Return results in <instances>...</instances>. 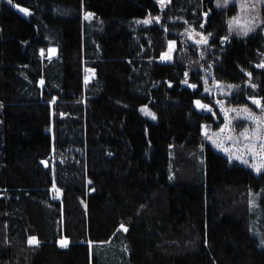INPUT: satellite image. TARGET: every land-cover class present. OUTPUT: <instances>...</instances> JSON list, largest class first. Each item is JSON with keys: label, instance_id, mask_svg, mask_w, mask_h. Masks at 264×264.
<instances>
[{"label": "trees", "instance_id": "obj_1", "mask_svg": "<svg viewBox=\"0 0 264 264\" xmlns=\"http://www.w3.org/2000/svg\"><path fill=\"white\" fill-rule=\"evenodd\" d=\"M235 12L215 0H0V264H264V169L202 133L222 117L200 67L234 87L219 100L264 110V4L245 36L228 34Z\"/></svg>", "mask_w": 264, "mask_h": 264}, {"label": "rangeland", "instance_id": "obj_2", "mask_svg": "<svg viewBox=\"0 0 264 264\" xmlns=\"http://www.w3.org/2000/svg\"><path fill=\"white\" fill-rule=\"evenodd\" d=\"M215 4L218 7L232 6L236 8L235 14L227 20L228 34L245 36L258 27L260 23V8L263 6L264 0H215ZM22 9L24 8L16 7V10L22 16L28 17L29 11H22ZM89 16L90 15H84V18L87 19ZM186 28L188 40L193 41L197 49H201V46H204V51H206L207 37L203 34H199L197 31L191 30L189 26ZM173 50V46L168 47L167 52L160 58V61H169ZM184 55H186V53ZM199 70L204 72L202 77L204 94L211 98L219 115L222 117V121H217L218 115L216 112L214 113V118L212 116L213 123L218 125L215 129L212 127L213 124H204L202 126L204 140L210 144L214 150L226 156L229 160H234L244 166H248L255 172L262 171L264 167H260L258 171L253 165L259 166L264 164V110L256 103H252V107L246 108L229 105L219 100L218 97L228 96L232 90H235L234 87L217 82L214 80L213 74L210 72L207 73L203 67H200ZM199 108L208 112L215 111L208 104H199ZM139 111L147 119L155 121L154 114L148 108L141 107ZM219 122L221 123L219 124ZM244 161H247V163H244ZM249 197L250 211L253 212V216L256 219L255 223H253V227L256 229V224L262 219V215L259 213V194L251 193ZM256 239L258 240V246L264 249V239L261 240L257 236ZM102 246L103 245L93 247L92 250L101 248ZM108 246L107 248L109 249L107 252L110 255L114 254V246ZM116 261L117 260H113L111 262L115 263ZM119 261L123 262L122 260Z\"/></svg>", "mask_w": 264, "mask_h": 264}, {"label": "snow or ice", "instance_id": "obj_3", "mask_svg": "<svg viewBox=\"0 0 264 264\" xmlns=\"http://www.w3.org/2000/svg\"><path fill=\"white\" fill-rule=\"evenodd\" d=\"M9 2H11V0H9ZM22 11H27V10H26V9H22ZM145 22L147 23V21H145ZM253 102L256 103V104H259V101H257V100H254ZM196 103H197V105L199 106V101H197ZM202 107H207V106H202ZM153 118H154V117H153ZM244 163H247V161H244ZM253 167H254V168H257V170L259 171L260 167H264V164H261V165H259V166H257V165H253Z\"/></svg>", "mask_w": 264, "mask_h": 264}, {"label": "built area", "instance_id": "obj_4", "mask_svg": "<svg viewBox=\"0 0 264 264\" xmlns=\"http://www.w3.org/2000/svg\"><path fill=\"white\" fill-rule=\"evenodd\" d=\"M56 195H57V197H58V192L57 193H55Z\"/></svg>", "mask_w": 264, "mask_h": 264}]
</instances>
